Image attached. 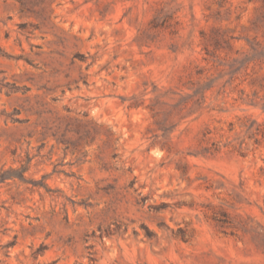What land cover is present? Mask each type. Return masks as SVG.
<instances>
[{
	"label": "rangeland",
	"instance_id": "374dc122",
	"mask_svg": "<svg viewBox=\"0 0 264 264\" xmlns=\"http://www.w3.org/2000/svg\"><path fill=\"white\" fill-rule=\"evenodd\" d=\"M0 264H264V0H0Z\"/></svg>",
	"mask_w": 264,
	"mask_h": 264
}]
</instances>
